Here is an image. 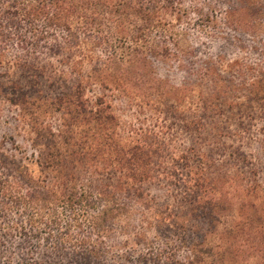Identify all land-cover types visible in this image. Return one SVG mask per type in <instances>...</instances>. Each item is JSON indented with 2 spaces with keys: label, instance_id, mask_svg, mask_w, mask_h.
I'll return each mask as SVG.
<instances>
[{
  "label": "trees",
  "instance_id": "16d2710c",
  "mask_svg": "<svg viewBox=\"0 0 264 264\" xmlns=\"http://www.w3.org/2000/svg\"><path fill=\"white\" fill-rule=\"evenodd\" d=\"M184 1L0 0V56L14 49L19 72L0 75V95L22 111L32 149L27 158L0 146V264H264V190L252 201L243 189L232 210L202 177V189L178 202L181 213L155 212L142 190L156 179L163 143L121 137L105 94L146 106L172 95L145 77L150 59L172 57L178 70L208 76L166 19L198 13L204 28L197 0L192 9ZM226 14L225 26L258 33L240 10ZM46 85L58 92L42 94ZM96 86L102 92L87 97ZM198 112L194 131L204 129Z\"/></svg>",
  "mask_w": 264,
  "mask_h": 264
},
{
  "label": "rangeland",
  "instance_id": "374dc122",
  "mask_svg": "<svg viewBox=\"0 0 264 264\" xmlns=\"http://www.w3.org/2000/svg\"><path fill=\"white\" fill-rule=\"evenodd\" d=\"M190 1L184 4L195 8ZM195 4L202 9V20L209 19L208 23L204 21V28L197 25L198 13H190L186 21L173 16L166 19L175 25L176 33H185L197 62L208 70L206 78L199 81L189 64L186 72L178 70L172 57L150 59L152 69L146 68L145 77L158 78L160 90L175 88L168 98L146 106L144 100H124L114 91L105 92L121 137L137 135L152 141L157 136L163 143L162 165L156 166V179L146 182L142 190L155 198V212H166L165 207L172 205L174 214L181 213L178 202L189 189H202L194 187L202 177L217 191L215 196H221L232 210L237 209L243 189L252 201L257 196V186L264 190V0H197ZM233 10H240L246 21L259 25L258 33H254L255 28L225 26L224 12L227 18ZM3 54L0 75L17 77L19 72L12 69L14 49ZM39 57L42 62L56 65L55 59ZM72 58L77 60V56ZM214 75L217 87L211 81ZM41 91L54 96L58 89L46 85ZM99 92L100 88L93 87L87 97L94 99ZM3 96L0 95V146L7 155L17 153L29 158L32 149L29 131L19 116L22 111L8 102L11 97ZM194 108L203 120L202 131L190 127ZM47 115L41 118L46 120ZM50 123L55 125L57 120L51 119ZM122 240L115 237L116 242Z\"/></svg>",
  "mask_w": 264,
  "mask_h": 264
}]
</instances>
